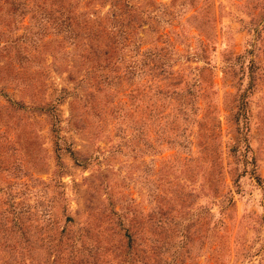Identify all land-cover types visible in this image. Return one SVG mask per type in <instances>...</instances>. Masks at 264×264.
<instances>
[{
  "label": "rangeland",
  "instance_id": "374dc122",
  "mask_svg": "<svg viewBox=\"0 0 264 264\" xmlns=\"http://www.w3.org/2000/svg\"><path fill=\"white\" fill-rule=\"evenodd\" d=\"M37 1L0 18V264H264V0Z\"/></svg>",
  "mask_w": 264,
  "mask_h": 264
},
{
  "label": "trees",
  "instance_id": "16d2710c",
  "mask_svg": "<svg viewBox=\"0 0 264 264\" xmlns=\"http://www.w3.org/2000/svg\"><path fill=\"white\" fill-rule=\"evenodd\" d=\"M28 1H32V3L36 2V0H0V18L1 16H13L15 15L16 13H23L26 11V4ZM40 0H38L37 2H39ZM45 1L47 0H41V3H38V6L41 7V8H46L48 7L47 4H45ZM51 3L50 4H55V6H50L49 5V8L47 9V12L48 14L52 15L54 12L57 13L58 15L62 14L64 11H66V8L64 7H67L63 2L64 0H49ZM125 5H127V3H125ZM112 21V20H111ZM120 21V25L119 26H123V25H126V26H130V23L131 22H134V18H132V20L128 19V20H125L124 18H122ZM61 22H64V19L62 18L61 19ZM123 24V25H121ZM113 27V24L111 25V28ZM110 28V29H111ZM100 29H103L102 26H100ZM93 30V35H90L91 34V30L87 29V33H86V39L87 41L91 40L93 37L95 38V36L98 34L97 31H96V28L95 29H92ZM96 42L95 44L96 45H100V41L98 40V38L96 37ZM90 46L91 43H89ZM104 53H106V51H104ZM132 242L130 240H128V244L127 246L129 247V245L131 244ZM137 245H141L140 243H138ZM136 250V249H135ZM139 250H144L143 247H139ZM129 252V250H127V253ZM144 252V251H142ZM136 253V251H135ZM154 255L157 254L155 251L152 252ZM156 257V255H155ZM124 263H120V264H133V260H132V256L131 254L128 255V258L125 259L123 261ZM145 263V261H144Z\"/></svg>",
  "mask_w": 264,
  "mask_h": 264
}]
</instances>
